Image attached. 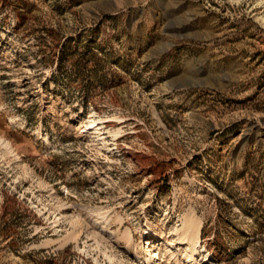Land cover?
Instances as JSON below:
<instances>
[{
    "label": "rangeland",
    "instance_id": "rangeland-1",
    "mask_svg": "<svg viewBox=\"0 0 264 264\" xmlns=\"http://www.w3.org/2000/svg\"><path fill=\"white\" fill-rule=\"evenodd\" d=\"M0 136V264H264V0H0Z\"/></svg>",
    "mask_w": 264,
    "mask_h": 264
},
{
    "label": "bare ground",
    "instance_id": "bare-ground-1",
    "mask_svg": "<svg viewBox=\"0 0 264 264\" xmlns=\"http://www.w3.org/2000/svg\"><path fill=\"white\" fill-rule=\"evenodd\" d=\"M0 143L2 145L5 144L10 149L12 148L10 146V143L7 141V139L2 137V136H0ZM189 226L190 227L185 229L186 234H184L180 237V242H181V244H185V243L189 244L188 251H190V254H187L183 260H180V264H182V263L184 264V263H188V262H191L193 260H196V258L198 257L197 253H199L200 251H205V252L209 251L203 245L198 244V242L200 240V235H199L200 226L198 224L193 223V222L190 223ZM149 251H151V250H149ZM152 253L153 252H150L149 254L152 255Z\"/></svg>",
    "mask_w": 264,
    "mask_h": 264
}]
</instances>
